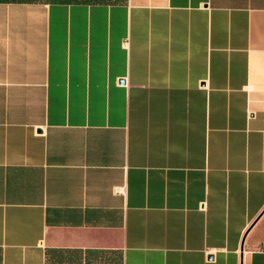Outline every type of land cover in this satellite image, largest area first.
I'll use <instances>...</instances> for the list:
<instances>
[{"label":"crops","instance_id":"crops-1","mask_svg":"<svg viewBox=\"0 0 264 264\" xmlns=\"http://www.w3.org/2000/svg\"><path fill=\"white\" fill-rule=\"evenodd\" d=\"M0 264H264V0H0Z\"/></svg>","mask_w":264,"mask_h":264},{"label":"trees","instance_id":"trees-1","mask_svg":"<svg viewBox=\"0 0 264 264\" xmlns=\"http://www.w3.org/2000/svg\"><path fill=\"white\" fill-rule=\"evenodd\" d=\"M59 3H71L75 0H57Z\"/></svg>","mask_w":264,"mask_h":264}]
</instances>
